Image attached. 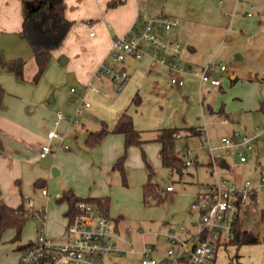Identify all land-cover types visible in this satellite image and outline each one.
Returning <instances> with one entry per match:
<instances>
[{"label":"rangeland","instance_id":"obj_1","mask_svg":"<svg viewBox=\"0 0 264 264\" xmlns=\"http://www.w3.org/2000/svg\"><path fill=\"white\" fill-rule=\"evenodd\" d=\"M235 1L140 0L146 17L169 15L179 20V25L173 31L179 35L178 42L182 50L188 51L189 43H194L197 55L203 58L205 65L212 62L214 66L224 65L227 68L223 72V91L207 95L204 105L200 98L199 78H189L188 87H176L169 102L165 98L146 94L141 104L131 105L138 125L145 129L144 137L153 136V129L162 121L166 107L165 119L170 125L201 127L204 135L186 136L180 132L181 136L176 140L175 152L184 161L183 174L164 166L154 146L144 147L145 151L133 146L127 154L124 177L121 170L113 168L115 162L110 161L115 153L109 143L114 140L94 142L84 131L78 139L72 137L64 144L70 148L65 152L77 155L64 169V175L55 176L52 171L50 175H42L48 181L50 195H54L59 185L64 183L63 177H68L69 187H75L83 198L91 196L94 191L109 197L108 214L112 224H117L119 229L116 241L125 247L130 244L140 247L143 233H148L146 240L156 244L157 249L152 252V256L158 261L164 259L170 246L166 234L173 232L182 236L184 230L181 227L194 228L197 216L191 212V204L203 184L215 181L216 175L211 174L214 169L238 184L246 180L255 183L264 174V133L260 131L264 128V113L255 108V96L264 95V0H242L244 3L237 12L234 11ZM251 5L254 8L251 9ZM248 12L253 16H248ZM233 75H238V79H232ZM254 77H258V81L249 80ZM209 100L214 109L212 112L207 106ZM220 107H225L230 116L220 113ZM185 113L191 118L189 122L180 118ZM234 133L250 137L260 134L251 141V150L241 148L246 162H241L234 150L228 152L221 147L222 139ZM205 147H208L209 152L205 151ZM222 159L228 161L230 168L219 165ZM145 160L151 164L152 170ZM188 160L190 165H186ZM149 182L156 184L158 192L146 199L144 185ZM168 186H172L174 191H167ZM31 190L32 187L30 197L37 203L36 192H40V189L32 193ZM54 200L57 202V198ZM44 203L46 209L47 200ZM63 214L47 212L49 236L59 239ZM240 218L247 230L259 236L260 242L220 246L214 264H264V196L260 194L256 206L251 205L250 209L241 211ZM38 223L35 217L28 216L21 238L14 241L12 230L4 233L0 241L2 264L14 261L19 254V244L36 238ZM128 229H131L130 233ZM17 259L16 264L20 258ZM102 262L142 264L140 255L132 252L106 255L102 257Z\"/></svg>","mask_w":264,"mask_h":264},{"label":"crops","instance_id":"obj_2","mask_svg":"<svg viewBox=\"0 0 264 264\" xmlns=\"http://www.w3.org/2000/svg\"><path fill=\"white\" fill-rule=\"evenodd\" d=\"M26 1L33 0H0V53L4 55L6 60L23 59L26 61L23 79L18 78L13 71L0 66V84L6 91L0 110V194L8 206L13 208L23 206L26 210H29V201L32 199L30 188H33L31 193L35 192L37 188L40 189V192L38 190L36 192L38 202H34L33 208L36 211L45 212L46 215L47 212H64L63 228L59 235V239H62L70 219L65 214L68 210V204L67 202H60L58 194L60 195L70 188L78 196L81 193L75 187H69V178L63 177L64 183L59 185L54 195H50L47 188L48 181L42 175H48V173L50 175L52 170L40 164L42 159L40 152L45 144H51L52 166L58 168L59 173L57 175L61 173L64 175V169L66 170L68 163L74 161L77 155L65 152L70 148L58 146L59 141L57 139L50 140L48 132L54 129L62 133V142L65 144L66 140L72 137L76 139L81 137L85 133L84 131H86L87 136L90 135L92 138L105 128L107 132L101 140H104L105 143L107 141L111 142L109 140L115 141L109 144L113 148V153H115L110 157V161L116 163L126 151L125 136L122 133L114 132L113 129L119 117L123 113H128L132 116L135 128L140 132L142 142L127 149L124 166L128 158V151L133 146H139L141 151H145L144 149L149 146H154L157 156L163 164L161 156L162 143L157 140L161 130L195 127L201 131L199 134H191L185 129L181 130V134L186 136L204 135V131L200 126L170 125L171 123L165 119L168 110V107H166L165 113L161 117L162 121L160 120L159 124L155 125L157 127L153 129V136L144 137L145 129L142 125H138L136 116L131 111V105L141 104L143 96L146 94L165 98L169 102L171 93L175 91L176 87L178 89L179 87H188L187 80H190L189 78H199L200 98L204 105L207 95L216 91H223L224 71H220L219 68L213 71L215 76L220 75L221 84L218 86L208 82L202 83L200 77L196 74H180L179 76L184 79L185 84L178 86L170 84L168 68L151 56L148 55L142 59L127 56L122 65L129 73L130 78L125 87L117 92L108 78L98 79L96 77L97 69L104 61L109 64L115 63V57L112 53L113 39L125 35L134 22L139 20L141 12L144 18L154 16L146 17L144 15L140 0H123L122 4L111 8L108 7L111 0H64L66 16L73 21V25L63 44L53 51L52 58L41 77L34 80L37 73L34 52L30 44L21 35ZM240 5H243V3H237L236 0L234 11L237 12ZM233 14L232 18L234 17ZM158 32L165 38L172 35L177 41L179 40L177 32L166 33L161 28L158 29ZM176 59L193 67L205 66L203 58L197 55V46L194 43H189L188 51L182 50ZM232 79H238V75H233ZM249 80L256 82L258 77ZM94 87L99 88V92L95 91ZM72 88H76V93L70 91ZM106 92L110 95H106ZM255 97L257 102L255 108L259 109L264 101V95H256ZM83 98L90 101L92 106L83 107ZM207 106L211 112L214 111L212 101L209 100ZM60 111L64 114L63 118H59L58 113ZM219 112L227 117L230 116L225 107H220ZM68 116L78 119L79 123L70 122ZM180 118L184 122L191 120L188 113L183 114ZM57 121L58 123H56ZM204 149L209 152L208 147ZM240 161L246 162L247 158L245 161L241 159ZM145 162L147 166H151L148 161L145 160ZM226 162L228 168H230L227 160ZM114 165L113 168H115ZM180 174H183L182 171ZM211 174L213 173L211 172ZM43 188L48 190V195L42 193ZM28 192L29 194H27ZM96 192L94 191L89 197H105ZM56 198L57 202L54 200ZM45 200H47L48 207H46L48 209H45ZM239 221L242 227L246 229L241 222L240 215ZM181 229L183 228L181 227ZM8 230L13 231L12 238L14 241L16 230L13 228ZM46 230L48 231L47 223ZM113 231L115 233L119 232L117 224L113 225ZM147 235L148 233H143V241L146 240ZM3 236L4 234L2 238ZM33 240L29 242L32 243ZM121 241L124 242V239H121ZM29 242L19 244L17 247L19 254L16 257L14 256L15 259L11 261V264L17 263V257L20 258ZM117 243L120 247H125L124 244L121 245V242L117 241ZM141 247L142 245L136 248L139 250ZM0 264H2L1 261Z\"/></svg>","mask_w":264,"mask_h":264},{"label":"built area","instance_id":"obj_3","mask_svg":"<svg viewBox=\"0 0 264 264\" xmlns=\"http://www.w3.org/2000/svg\"><path fill=\"white\" fill-rule=\"evenodd\" d=\"M244 3L237 0V3ZM253 8V5L251 6ZM248 15H252L251 12ZM179 25V20L169 15H158L144 18L139 14V20L134 22L129 31L113 39L112 53L115 63L102 62L96 72L98 79L108 78L117 92H120L127 84L130 75L122 63L127 56L142 59L151 56L156 61L164 64L169 71V80L173 85L183 86L184 79L179 74H196L202 83H211L218 86L221 84L220 75L215 76L213 71L219 68L225 71L224 65L214 66L209 62L203 67L194 68L190 64L179 62L176 57L182 52V46L171 35L163 37L158 29L161 28L168 33ZM99 92V88L94 87ZM76 93V88L71 89ZM108 95V93H105ZM83 107H90V101L83 98ZM59 118L64 114L60 111ZM70 122L75 124L79 120L68 116ZM229 122L228 119L225 120ZM58 123V121L56 122ZM264 133V128H261ZM180 137L181 134H175ZM260 135V134H259ZM259 135L250 137L234 133L222 139V148L228 152L233 150L242 161L246 160L241 148L251 149V141ZM50 140L57 139L58 146L68 148L64 145L63 134L57 130L48 132ZM52 147L50 143L45 144L40 152V157L50 155ZM216 165V160H214ZM187 165L191 162L188 160ZM220 165V164H219ZM216 175L215 181L206 184L196 194L191 204V212L197 216L194 228H184L182 236L175 233L166 234L170 246L163 260L158 261L152 256L157 249L156 245L144 240L141 249L133 244L129 247H120L115 239L112 220L108 209L93 202L81 201L78 203L80 213L68 224L64 237L56 239L47 234V215L43 211L33 208L34 201H29L30 208L27 210L29 216L35 217L38 223V235L22 253L18 264H39L47 260L45 264H103L102 257L106 255H125L129 252L138 253L142 264H214L217 251L220 246L227 245L236 237L237 223L241 210L256 206L260 194L264 196V174L257 182L246 180L243 183H235L220 174L219 170H213ZM172 186L167 191H173ZM44 195H48L46 188L42 189ZM58 196H60L58 194ZM130 232L131 229H128Z\"/></svg>","mask_w":264,"mask_h":264},{"label":"trees","instance_id":"obj_4","mask_svg":"<svg viewBox=\"0 0 264 264\" xmlns=\"http://www.w3.org/2000/svg\"><path fill=\"white\" fill-rule=\"evenodd\" d=\"M123 0H111L108 7H115L122 4ZM26 12L23 21L22 37L30 44L34 52V59L37 65V73L34 80H38L45 71L50 59L52 58L53 51L58 49L66 39L73 21L67 18L65 13L64 0H33L26 1ZM26 61L23 59L6 60L4 55L0 53V66L13 71L18 78H24V66ZM6 91L0 84V110L3 104ZM259 110L264 113V101L261 103ZM187 130L191 134H199L201 131L195 127L190 128H169L160 131L157 140L162 143L161 156L163 165L170 167L171 170L181 172L184 167L183 158L175 152L176 137L175 134H180L181 130ZM114 132L122 133L125 136V150L132 146L141 144L140 132L133 124L132 116L128 113H123L114 129ZM107 130L104 128L100 130L91 140L100 142ZM126 151L123 153L114 167L121 170L125 177L124 161L126 158ZM152 170L151 166H148ZM158 188L156 184L146 183L144 185V196L147 199L153 194H157ZM58 200L60 202H67L68 210L66 216L69 217L70 222L80 213L78 203L81 201L93 202L99 204L103 208L109 206V198H83L74 192L73 189H67L60 194ZM27 210L21 206L13 208L8 206L0 194V240L4 232L10 228L16 230L15 239L19 238L22 230L28 219ZM260 238L258 235L244 229L238 221L235 239L230 243H258ZM229 243V244H230ZM31 243L29 242L27 246ZM47 260H42L39 264H45Z\"/></svg>","mask_w":264,"mask_h":264},{"label":"water","instance_id":"obj_5","mask_svg":"<svg viewBox=\"0 0 264 264\" xmlns=\"http://www.w3.org/2000/svg\"><path fill=\"white\" fill-rule=\"evenodd\" d=\"M52 156L51 155H47L46 157L42 158L40 160V164L45 167V168H50L52 170V174L53 175H57L59 172H58V168L55 167V166H52ZM220 166L222 168H228V164L226 162L225 159H222L221 162H220Z\"/></svg>","mask_w":264,"mask_h":264}]
</instances>
